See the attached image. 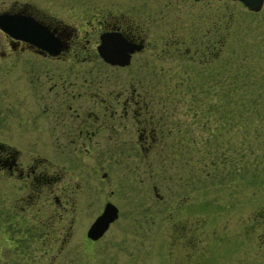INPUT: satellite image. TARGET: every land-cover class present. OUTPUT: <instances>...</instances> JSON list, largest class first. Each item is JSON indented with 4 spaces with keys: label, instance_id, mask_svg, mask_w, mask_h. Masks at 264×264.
<instances>
[{
    "label": "rangeland",
    "instance_id": "1",
    "mask_svg": "<svg viewBox=\"0 0 264 264\" xmlns=\"http://www.w3.org/2000/svg\"><path fill=\"white\" fill-rule=\"evenodd\" d=\"M193 1L194 6H199V18L213 17L210 11L219 12L223 8L221 1ZM225 4L230 13L225 52L243 46L250 54L249 66L253 64L255 70H264V63L259 62L264 49L261 42L264 2L257 11L247 10L237 0ZM190 12L183 8V14ZM205 26L202 24L201 28ZM213 64L211 61L209 67ZM205 66L199 64L192 70L149 75L160 107L166 111L171 108L170 118L178 121L177 144L172 142V133L157 131L156 136L162 139L155 144L159 150L80 152L76 163L71 164L55 152H20L18 158L23 162L30 156H44L58 162L53 163L55 169L65 164L61 177L71 185V193L63 201L68 214L63 221L53 223V229L48 232L45 228L29 232L24 227L16 230L5 226L4 200L18 197L22 191L18 180L4 178L0 172V264H264V177L249 182L235 169L237 163H231L229 170L212 177L197 162L198 151L213 146L214 124L222 126L224 116L225 127L217 130L223 137L219 150L228 153L239 148L240 153L246 154L254 149L252 145L248 148L246 142L237 144L238 136L246 133V121L241 118L255 116L246 105L240 111L239 108L234 112L228 110L223 117L217 114L219 111L206 112L198 121L184 116L185 103L192 97L194 104L202 108L199 100L203 94L198 86L213 83L208 77L200 79V70ZM17 77L16 72H0V140L9 143L14 142L7 137L1 92L4 85H14ZM254 81L251 82L256 86L264 84V78ZM207 99L210 103L216 101L213 95ZM7 119L11 124L9 130L15 134L17 119ZM207 135L208 143L202 142ZM241 161L245 167V157ZM207 169L214 172L209 165ZM102 172H105L103 177ZM96 185L97 191H93ZM105 201L117 207V216L98 238L89 239L85 236L86 228ZM43 203L48 208L57 206L49 196L40 195L32 208L34 216H41L37 208L45 207ZM20 205L16 200L13 211H7H16L19 216L27 214L28 211H20ZM23 225L25 222H21L20 228ZM48 238L52 239L50 245Z\"/></svg>",
    "mask_w": 264,
    "mask_h": 264
},
{
    "label": "flooded vegetation",
    "instance_id": "2",
    "mask_svg": "<svg viewBox=\"0 0 264 264\" xmlns=\"http://www.w3.org/2000/svg\"><path fill=\"white\" fill-rule=\"evenodd\" d=\"M214 1L223 2L222 11L199 18L193 0H0V72L18 73L1 92L14 143L0 140V172L22 191L4 200L5 226L48 232L68 214L65 164L55 169L58 162L44 156L23 162L22 151L55 152L71 164L80 152L159 150L156 127L164 114L149 75L213 62L216 16L222 13L226 34L229 25V0ZM7 117L18 121L15 134ZM40 195L57 206L43 203L37 217L32 208ZM16 200L27 214L10 212Z\"/></svg>",
    "mask_w": 264,
    "mask_h": 264
},
{
    "label": "trees",
    "instance_id": "3",
    "mask_svg": "<svg viewBox=\"0 0 264 264\" xmlns=\"http://www.w3.org/2000/svg\"><path fill=\"white\" fill-rule=\"evenodd\" d=\"M216 18L213 59L214 66L209 67V64L206 66L200 64L205 66L200 70V79L203 77H208L213 80V83L211 85H204L203 83L200 85L198 84V87H200V92L203 94L202 98L199 100L202 108L194 104L192 96L195 91L193 90V93L190 92L192 100L185 103L183 113L184 116L189 115L188 117L191 119L193 118L195 120L198 118V121L200 115L202 114L219 111L220 113L218 112L217 114H220L223 117V114H228L229 111L234 112L238 108L239 111L243 110L241 106L246 105L247 110L249 112H253V115L255 116H243L244 118H241L243 121H246L244 124L246 133L238 136L237 144L246 142L248 148H250V145H252L254 149L249 152L247 151L246 154H244L242 151L240 153L239 148L238 150H230L228 153H226L224 149L219 150L218 145L223 142V137L218 134L217 130L225 127L227 118H224L226 117L224 116V121L221 123L222 126L217 127V124H214L216 129L211 137V139L214 141L212 144L213 146L199 150L198 155L196 156L199 168L208 171H203L205 174H208L212 177H218L222 174V172L226 171L227 169L229 170L228 167L231 163H237L238 167L235 169H238L237 171L240 170L241 177L246 178V180L249 182H254L255 180H258V178L264 177V84L256 86L253 83L255 82L254 79L256 78H264V70H255L256 68L254 69L253 64L252 67L249 66L248 63L250 60V54L243 46L238 47L231 53H229V51L225 52V48L223 47L226 41L225 39L228 36V31L226 34V30L223 28L224 19L222 13L219 18L217 16ZM217 27H219V30ZM261 42L264 46L263 38L261 39ZM259 60V62L264 63V49L261 50V54H259ZM200 79H198V81L201 83L202 80ZM185 88L186 87H184V89ZM182 93L184 94V91ZM210 95H213V97L216 98L214 103H210V100L207 99V97ZM221 99H223L222 102ZM166 106L167 105H165V107ZM209 107L211 108L210 111ZM229 107H231V109H229ZM171 110V108L168 109V111L164 109L162 110L164 117L161 119V123L163 122L164 124L158 125L156 130L161 134H164L165 132L166 134L172 133V140L174 141H171L174 144H177L176 142L180 140V137L177 134L178 130H180V127L177 123V119H174L176 120L175 122L170 118L172 116ZM190 111L191 113L189 114ZM218 116L219 115L216 117ZM169 118L171 122H169ZM230 119L232 118L230 117ZM203 141L208 143L209 136L207 135V137L203 138L202 142ZM171 150L177 152L173 148H171ZM242 157H245L246 160L245 167L242 166ZM208 165L210 166L211 170L213 169L214 172L207 169Z\"/></svg>",
    "mask_w": 264,
    "mask_h": 264
},
{
    "label": "water",
    "instance_id": "4",
    "mask_svg": "<svg viewBox=\"0 0 264 264\" xmlns=\"http://www.w3.org/2000/svg\"><path fill=\"white\" fill-rule=\"evenodd\" d=\"M241 2L248 10L257 11L264 0H237ZM101 54L104 57H110L112 52L109 48L102 46ZM117 216V207L110 201H105L101 211L94 217L88 225L85 236L89 239L98 238L108 227L109 223Z\"/></svg>",
    "mask_w": 264,
    "mask_h": 264
}]
</instances>
